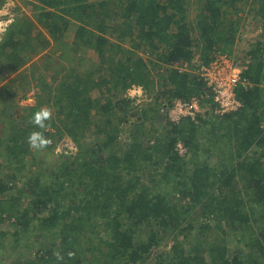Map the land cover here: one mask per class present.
Wrapping results in <instances>:
<instances>
[{
	"label": "trees",
	"instance_id": "1",
	"mask_svg": "<svg viewBox=\"0 0 264 264\" xmlns=\"http://www.w3.org/2000/svg\"><path fill=\"white\" fill-rule=\"evenodd\" d=\"M6 1L0 0V9ZM37 1L32 3L35 16L17 15L0 40V104L5 105L0 121H14L6 125V136L0 135V156L4 144L7 152L0 162V211L9 220L18 216L10 223L19 235L35 228L60 230V256L47 245L44 254L23 264H264V94L258 86L264 81V0ZM247 20L259 23L262 39L251 44L238 64L242 76L254 83L236 88L243 107L221 115L205 108L206 117L198 114L200 125L211 123L210 140L204 147L195 141L201 130L196 120L183 117L170 123L174 143L180 139L193 152L192 166L186 167L172 141L166 150L165 169L172 176L166 180L173 181L183 172L174 189L191 197L188 205L176 203L172 192L151 188L143 180L145 167L137 160L142 143L134 141L140 148L135 155L128 143L120 141L123 112L130 102L122 105L117 100L124 99L133 84L145 89L142 92L153 89L157 99L150 109L162 103L163 94L170 103L176 97H192L204 87L194 74L167 69L161 89L153 80L154 71L163 64L190 61L199 52L204 61L217 51L236 57L239 32ZM46 49L48 58L57 54L62 62L59 83L41 84L37 102L20 104L12 113L9 103L21 87L20 80L27 79L33 53ZM90 50L98 55V62L87 57ZM6 73L10 79H5ZM42 107L52 109L43 129L30 119ZM145 111L141 126L150 110ZM32 131L52 140L67 135L80 148L74 157L63 155L59 160L60 173L53 176L61 182L58 190L52 188L53 182L41 181L58 168L51 167L50 158L45 159V169L34 170L32 163L25 162ZM88 131L102 139L97 149L103 153L83 142ZM55 146L48 144L46 149ZM200 148L207 156L215 149L220 154L215 161H201ZM158 163H164L163 159ZM83 177L91 185L87 195L78 190L63 192ZM58 194L60 205L61 198L68 197L64 198L68 209L50 208V216L38 218L39 206L47 208ZM24 195L32 198L25 207ZM198 207L206 216L199 225L188 219ZM72 210L80 214L73 215ZM67 216L74 219L67 221ZM35 218L39 221L31 222ZM80 221L84 224L76 232L74 224L81 225ZM214 228L221 235H210ZM92 234L95 241L89 237ZM168 234L177 242L169 250L161 249ZM230 235L243 247L232 251L227 242ZM214 236L222 239L210 242Z\"/></svg>",
	"mask_w": 264,
	"mask_h": 264
},
{
	"label": "rangeland",
	"instance_id": "2",
	"mask_svg": "<svg viewBox=\"0 0 264 264\" xmlns=\"http://www.w3.org/2000/svg\"><path fill=\"white\" fill-rule=\"evenodd\" d=\"M27 2H31V4H27ZM38 3L37 0H7L4 7L0 9V40L3 37V34L6 30V27L10 22L15 20V17L17 15H21L22 12H27L28 14L35 16L37 13V10L34 9V5L32 3ZM248 17V16H247ZM249 18V17H248ZM259 24V23H258ZM257 23H254L250 20H247L245 22V27L240 30V44L237 46V52L236 57L231 58L229 57L226 53H220L221 55H227L228 57L225 58H220V62H227L230 64H242L241 62L244 61V54H246L247 50H249L251 44L259 39H262L260 36V30L261 28L259 27ZM219 52V51H217ZM216 52V53H217ZM48 51L46 50H41L37 53H33V57L28 63V76L27 79L21 83L16 89V94L14 96L15 99L9 103L8 108L12 113L16 111V107H18L20 104H35L37 102V95L39 92L42 90L41 84L45 85H57L60 80V67L62 66V62L58 59L57 54L54 55L50 58H48ZM212 52L213 55L216 54ZM140 54L145 56V59H148L149 56L146 54ZM201 52L197 53L196 56L190 60V61H183L181 63H171V64H163L162 67H159L154 71V76L153 80L155 81L156 87L158 86V83H160V87L162 89V84H166L165 79L167 75V69H178V70H184V71H189L192 73V75H195V80L200 81L198 79V69L201 67L199 66L200 64H205L209 63L212 61L213 57L209 59V61H204L203 59L201 60L200 56ZM210 54L209 56L211 57ZM87 57H89L92 61L98 62V55L90 50L87 53ZM240 58L239 60L236 58ZM246 59V58H245ZM98 60V61H97ZM211 60V61H210ZM215 60V59H213ZM50 62V64L48 63ZM163 63V62H162ZM7 77L5 79H10L11 74L6 73ZM15 76V75H14ZM2 78V74H0V79ZM25 84V85H24ZM14 86H16V83H14ZM258 86H260L263 89V94H264V81L258 83ZM157 88V90H158ZM142 90H145L142 88ZM156 90V89H155ZM202 91V88L200 91L195 92L193 95H199ZM33 93V94H32ZM36 93V96H35ZM27 94V97L23 98V95ZM32 94V95H31ZM29 95L33 96L34 99L29 100L28 97ZM192 95V96H193ZM30 96V97H31ZM124 99H118L117 102L121 103L122 105L125 104L126 101L130 102L129 105L125 107L124 114H123V122L121 123V129L120 131V141L121 142H126L129 144V148L131 153L137 155L136 153L140 148H137L135 145L134 141H138L142 143V150L139 152V156L137 158L138 164L143 165L145 167L144 174H143V180L147 181V183H150L152 186L151 188L157 189L159 188L160 190H167L172 192L174 195V198H176V203L179 204H189L191 202V197L184 196L182 193L181 189H174V185L177 181L184 177V173L178 174V176L174 177L172 180L173 181H167L169 180L168 178H171V174L166 171L165 165L168 164L169 161V156L166 153V150L168 146H170L171 141L172 144L174 145V150L177 152L179 155L181 161L184 163L186 167L192 166V149L188 148L184 143L180 140L177 139V141L174 143L176 139V135L174 131H171L170 123L171 122H177L173 117H171V114L169 112V107H170V101L162 95V103H159L158 106L153 109H150L157 97L155 96V93L152 89V92L147 93L143 91L141 94H138L133 98V96L129 95H123ZM11 98V97H10ZM23 98V99H22ZM175 99H181L180 97H176ZM120 100V101H119ZM161 100V99H160ZM183 100V99H182ZM210 100H213L210 98ZM3 104H0V119L1 116L3 115L4 111V102ZM3 110V111H2ZM145 110H150L148 112V116H145V125L141 126L140 124L143 122L144 117H142V114L147 112ZM145 111V112H144ZM208 112L206 109L203 110V113H199L200 116L206 117ZM199 116V117H200ZM181 120V119H180ZM200 119L198 121H193L196 124H199ZM13 124V120L10 119L7 122L0 121V135L1 136H6V125L8 123ZM264 122V119H263ZM211 123L208 122L207 124H202L200 126L201 130L199 131L198 137L196 138V142H198L199 147H204L209 143V133H210V125ZM22 125V123H20ZM151 127L149 128V126ZM54 132V129H51ZM91 131V130H90ZM90 131L87 132V136L83 139V142L89 146V144H92L93 148H96L97 152L103 153L100 148V143L102 139H97L95 134L91 133ZM138 133V134H137ZM211 135V133H210ZM175 138V139H174ZM131 142V143H130ZM50 144H55L56 146L54 147V150H48L45 148L37 150L34 148L29 147V152H27V157L25 162L26 163H32V166L30 168H46V162L45 159L50 158L52 165L58 167L57 169L55 168L54 175H48L44 174L43 179L41 181L47 184V181L53 182L52 188L58 190L60 188V180L56 181V178L53 177L56 174L60 173V164L58 162L61 161V158L63 155L65 156H72L74 157V154L76 153L77 150H79L74 143V141L68 137L67 135L64 137V139L60 140L59 137L54 138L53 140L51 139ZM131 144V145H130ZM6 144L1 147L2 152L4 155L1 157L0 156V162H3L5 159V155L7 152H5L3 149H5ZM126 144L124 143L122 146H125ZM220 146V145H219ZM195 152V150H193ZM198 156L200 160H208L209 162L215 161L216 158L220 154L219 149H215L214 152L207 153L203 149H198L197 150ZM227 154V153H224ZM207 157V158H206ZM164 161V163H158L160 160ZM60 160V161H59ZM159 160V161H158ZM22 163V162H18ZM59 166H58V164ZM57 164V165H56ZM29 170V169H27ZM25 170V171H27ZM28 172H25V174ZM168 174L167 177H164L163 174ZM126 175V173H125ZM128 177V175H127ZM133 177V176H131ZM167 179V180H166ZM154 180V181H152ZM152 181V182H151ZM22 182V181H21ZM20 182V184H21ZM66 183H62L61 185H65ZM89 184V185H88ZM90 185L89 179L83 177L82 179L80 178L76 184L74 183L72 185V188L67 187L64 189L63 192L67 191L68 193L73 191L78 190L82 195H87L86 191L88 190ZM184 188L187 189V184H184ZM59 192V191H57ZM62 192V193H63ZM166 193V194H167ZM48 197V195H47ZM168 197V196H166ZM68 198V197H64ZM61 198V205H60V194L56 195V199L51 200L48 202V207L45 208L44 206H39L38 210V218L43 217V216H50L49 215V209L50 208H56L57 210L65 211L68 209L69 206V201L67 199ZM180 199V201H179ZM30 200L32 198L27 197L26 195L23 196L22 198V203L23 206L30 205ZM187 204V205H188ZM259 209V208H257ZM1 210V207H0ZM195 210V209H194ZM73 215H76L77 213L72 210ZM80 214V213H79ZM77 214V216L79 215ZM17 216V215H16ZM14 216L9 220L7 218L6 213L0 211V264H23L25 261L28 259H35L39 257L40 255L44 254V251H46V246L48 245L49 248H54L58 255L60 256V230H56L54 228L46 231L42 230L40 228H35L29 232H26L24 235H19L15 233V228L11 225L10 221H15L17 217ZM38 218L33 219L31 222L35 223V221H39ZM67 221L73 220V216H67L66 217ZM188 219H194L196 221V224L199 225L201 222L203 223L206 220V216L202 213L201 209L198 207L196 208L195 211H193ZM65 221V218L62 219ZM95 218L90 219L91 223H94ZM81 222V221H80ZM98 223L101 224V220L99 219L97 221ZM212 224H214V221H211ZM82 224L77 222L74 224L76 232L77 230H80L83 226ZM90 227H86V234L89 235ZM88 230V231H87ZM210 235H221L220 231H218L217 228H214L210 230ZM207 233V234H209ZM101 234H104L101 232ZM95 236L96 235H90L89 237L93 238L92 240L95 241ZM87 238H85L86 240ZM216 239L221 240L222 236H214L212 239H210V242H214ZM84 240V241H85ZM238 239L235 236H228L227 237V242L231 250L233 251L243 247V243L240 241H237ZM87 241V240H86ZM177 242L176 239L171 235L168 234L167 237H165L162 241V245L160 246L161 249H166L169 250L171 246ZM47 247V248H48ZM90 254V253H89Z\"/></svg>",
	"mask_w": 264,
	"mask_h": 264
},
{
	"label": "built area",
	"instance_id": "3",
	"mask_svg": "<svg viewBox=\"0 0 264 264\" xmlns=\"http://www.w3.org/2000/svg\"><path fill=\"white\" fill-rule=\"evenodd\" d=\"M220 53L222 52L215 54L213 58L215 60L212 59L209 63L199 65L201 67L197 73L204 83L203 92L188 99H175L171 102L169 112L176 121L183 117H191L197 121L198 114L203 113L205 108L221 115L243 107V102L237 96L236 88L239 85L249 88L254 83L242 76L243 68L240 65H236L235 62L234 64L220 62V58L228 57ZM31 95L28 97L29 100L34 99ZM204 100L205 106L202 105Z\"/></svg>",
	"mask_w": 264,
	"mask_h": 264
},
{
	"label": "clouds",
	"instance_id": "4",
	"mask_svg": "<svg viewBox=\"0 0 264 264\" xmlns=\"http://www.w3.org/2000/svg\"><path fill=\"white\" fill-rule=\"evenodd\" d=\"M178 63V62H176ZM181 63V62H180ZM178 70V69H176ZM179 72H189V71H184V70H178ZM199 79V76H198ZM201 80V79H199ZM202 81V80H201ZM203 82V81H202ZM204 88V87H203ZM204 90V89H203ZM203 90L201 92H203ZM142 93V88L138 85L133 84L129 89H128V95L129 96H135L138 94ZM52 116V109L49 107H42L38 111H36L32 116H31V122L35 125H38L39 128H46L47 121L51 119ZM28 144L31 148L40 150L45 148L48 144L51 143V139L44 136V134L41 131H32L28 137Z\"/></svg>",
	"mask_w": 264,
	"mask_h": 264
}]
</instances>
